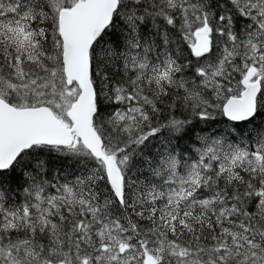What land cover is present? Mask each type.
Returning <instances> with one entry per match:
<instances>
[{
  "label": "snow or ice",
  "instance_id": "1",
  "mask_svg": "<svg viewBox=\"0 0 264 264\" xmlns=\"http://www.w3.org/2000/svg\"><path fill=\"white\" fill-rule=\"evenodd\" d=\"M0 264H264V0H0Z\"/></svg>",
  "mask_w": 264,
  "mask_h": 264
}]
</instances>
